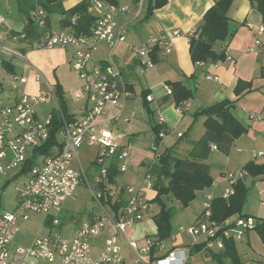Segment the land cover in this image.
<instances>
[{
	"label": "built area",
	"instance_id": "built-area-1",
	"mask_svg": "<svg viewBox=\"0 0 264 264\" xmlns=\"http://www.w3.org/2000/svg\"><path fill=\"white\" fill-rule=\"evenodd\" d=\"M122 1H96L97 9L103 14L96 18L89 34H77L74 30L46 32L35 46L38 51L75 47L73 68L83 81L82 88L75 96L77 100H85L86 107L81 115L67 118L61 111L57 88L41 73H35V80L44 82L53 93L57 103L55 112L60 114L62 120L58 133L60 145L55 147L52 155L41 152L50 138L52 114L49 120L44 121L36 110L37 105L45 103L48 96L40 89L38 93L32 94L21 92L20 87L27 85L28 79L19 74L13 76L12 84L19 85L12 87V96H4L0 88V264H126L120 239L125 238L127 232L142 222L149 213L151 203L147 194L154 190V183L150 174L140 187L128 186L122 189L107 183L108 160L116 159L121 162L120 171L125 173L128 171L127 162L132 159V151L123 148L113 133L98 130V118L106 113L107 107L122 106L131 96L118 65L113 60L115 50L127 41V26L117 22L119 15L129 12V7L122 4ZM42 15L40 12L39 16ZM71 23L74 26L76 18ZM0 24H4L3 17H0ZM38 25L45 27V22L39 21ZM179 35L180 32L174 30L160 37H151L141 45H131L129 48L138 59L142 72L155 66L151 55L156 49L164 54L172 53L173 40ZM25 38L23 34L14 37V40ZM102 43L108 47V60L96 63L94 54ZM263 47L264 25L257 29L255 46L249 48L248 53L256 54ZM12 55L28 64L23 54L13 52ZM214 80L218 81L217 78ZM165 90L168 96H173L170 87L166 86ZM146 99L147 102L154 100L151 96ZM189 108L190 101L176 105L180 114H184ZM252 118L264 121V116L252 115ZM164 122L163 116L159 115L158 126L162 127ZM163 137L161 132V141ZM85 142L99 148L95 163L100 168V176L95 180V188L81 166L79 170L73 168ZM213 149H217L215 145ZM152 150L158 159L159 146H153ZM261 155L263 154L255 157ZM21 176L25 178L18 190L16 206L12 211L5 210L1 204L5 188ZM247 176L248 173L243 169L232 173L228 178L231 188L223 198L228 200L234 193V185ZM83 184L88 186L101 216L84 223L70 240H64L59 234L50 232L29 247H12L13 240L20 231L19 224L29 221L33 215H46V224L50 230L59 229V216L64 205ZM213 200L212 196H207L203 204V215L197 223L179 229L180 233L194 238L195 244L204 245L208 253L222 252L225 241H240L257 227V220L253 217L238 218L235 221L229 219L222 224L213 221ZM105 232L109 237L100 256L95 257L90 239ZM175 239V236L171 238ZM127 243L135 254L133 264H190L189 255L185 251L173 248L166 252L164 242L158 239L148 238L144 247L129 240Z\"/></svg>",
	"mask_w": 264,
	"mask_h": 264
},
{
	"label": "crops",
	"instance_id": "crops-1",
	"mask_svg": "<svg viewBox=\"0 0 264 264\" xmlns=\"http://www.w3.org/2000/svg\"><path fill=\"white\" fill-rule=\"evenodd\" d=\"M96 1L98 0H57L55 3L48 4L47 0H0V17L4 18V24H0V63L2 64L4 55L13 56V52L22 54V52L26 53L28 50L35 49L37 42L40 41L41 37L46 32L58 33L61 31L70 32L74 30L72 27H64L63 21L70 18V15L66 14V12L83 3L88 4L90 7L89 12L95 18H98L103 12L97 9L95 5ZM216 1L217 0H167V3L159 8H151L150 0L122 1V4L129 7V12L119 15L117 22L119 24H125L128 32L126 43L121 44L116 49L119 53L124 55L128 53L133 54L129 48L131 45H141L147 42L151 37H160L174 30H178L180 35L173 40L174 49L172 53L164 54L159 51L157 57H155L156 59L151 55V59L155 62V66L144 73L141 85L137 86L131 81H125L124 75L122 71H120L124 82L131 92V96L122 106L109 105L107 107L106 113L98 118V130H105L113 133L117 137L118 143L123 148L132 151V159L127 162L128 171L125 173L120 171L122 163L118 162L116 159H111L106 162L107 168L110 169L113 164H116L119 171V175L115 178V182H111L108 177L107 183L109 186L122 189L128 186L140 187L143 185L144 181L146 182L148 174L152 176V181L154 183L155 176L152 175L151 171L158 164L159 159L156 158V154L152 150L153 146H159L158 153L160 156L167 153L174 155L172 150L174 149L173 146L178 144L180 140H190V143H188L192 148L196 141L201 142L206 133L204 122L207 116L204 114V111L224 101L235 102V106L232 108L231 113L246 129V133L241 136L240 140L238 139L234 142L229 154H224L219 149H213L214 144L206 145L205 143H201L200 148L195 149L197 156L190 160L203 164L198 158L200 156L199 154L202 152V154L206 153L205 148H207L210 152L225 157H230L232 151L237 149V153L240 154L239 158L241 159L245 158V155L242 154L251 153L254 160L249 159L250 162H264V121L254 120L252 118V115L264 116V47L258 49L256 54L248 53V49L255 46L257 29L264 24L262 15L253 7L251 0H234L230 8L228 15L232 27L237 29L236 34L229 42L219 43L216 46L218 52L226 51V60L216 64H194L191 59V34L199 27L204 15ZM46 4L48 9L45 7ZM40 12L43 13L42 16H39ZM39 21L45 22V27H42L45 30L43 35H40L36 39L25 38L14 40V37H19L15 36L16 33H21L28 22H33V24L37 26ZM55 24L58 25L57 29L53 27ZM70 48L72 47L64 49L57 48L55 50L70 53ZM74 52L73 50L70 61L73 60ZM97 57H100L97 63L108 60V47L104 43H102L95 52L94 59ZM137 65L138 61L130 66ZM15 75H18V73ZM10 76L13 78L14 75L10 74ZM208 77L212 79H208ZM215 78H217L218 81L214 80ZM240 81L251 83L252 88L237 95L236 89ZM175 82H182L188 89L194 92L193 99L188 100L190 101V108L184 114H180L177 111L173 96H168L165 90L166 86L171 88L170 84ZM58 85L60 84L58 83ZM0 88L4 96H12V92L7 93V91H5L2 82H0ZM21 88L20 91L22 92ZM140 96L143 98L142 105L139 100H133L135 97ZM145 96L153 97V102H147ZM80 101L84 102L85 100ZM128 101H130L131 104H127ZM85 107L86 101L84 107L81 108L78 113L72 114V116L81 115ZM159 115H162L165 119L162 127L158 126L157 123ZM127 120H129V122H126ZM155 122L157 124L154 126ZM147 124L148 126L150 125L152 130H154L155 127L161 128L159 134L161 132L164 134L162 141L159 138V134L155 141L147 139L148 137L145 131ZM179 135L182 136L179 137ZM171 138L174 140L173 143H170L171 141L169 142ZM241 139L247 140L243 141V147H236L238 141H242ZM249 140H251V144H249ZM256 145H260V153H263V155L255 157L258 155L255 151L256 149H253ZM91 146L96 147V159L99 151L98 146L85 142L80 150L79 159L73 163V168L79 170L81 166L84 169L80 157L83 149L85 147L90 148ZM95 159L91 165V169H84L88 179H91V182H89L94 188L96 187L95 180L100 176V168L96 165ZM245 162L236 165L234 170L240 168L242 170V168L245 167ZM94 166L97 167L98 170L95 171ZM208 166L210 167V174L214 179V184L210 189L197 192V194H203L202 202L199 204V210L189 215L190 226L197 223L202 217L204 212L203 204L207 196L210 195L213 199L222 198L224 196V193L220 192L221 183L217 182L218 180L215 181L212 168L210 165ZM249 180L252 181V186L259 182L260 195L264 194V177L256 179L250 176L248 178L246 177L245 183L248 188L250 184ZM211 189L213 190L211 191ZM150 194L153 196L149 198ZM156 196L157 191L153 190L148 192L147 199L150 202L154 200ZM72 199L73 198L66 202L62 213ZM193 203H191L189 207H191ZM151 205L152 204H150V211L144 220L138 223L133 229L129 230L125 238L120 239L122 256L126 264H133L136 259L127 240L137 242L139 247L140 244H144L141 246L144 247L148 238L158 239V230L154 221V216L156 214L152 212ZM242 213L245 216L255 219H264V204L261 206L255 205L252 206V208H248L247 205L246 210L243 208ZM94 217H96V215H91L84 223L93 220ZM230 219L235 221L238 219V216H234ZM70 220L73 224H79V222L75 220L74 214L71 215ZM45 225H47L46 220ZM61 226L62 224L60 227ZM253 232L257 231H251L244 237H248L249 241L254 244L253 250L256 253V259L259 260L256 263L264 264V243L259 234L253 235ZM102 234L103 241L100 238L96 239L101 241L99 247L93 246L90 242L95 257L100 256L105 247V242L109 237L107 232ZM171 238L170 236L163 241L166 252L173 248H178L189 255L190 264H219L217 260L213 258V254L206 251L205 247L198 249L197 246L201 244H195L194 238L187 234L180 233L178 230V233L175 234L176 239L171 240ZM243 239L240 241H243ZM169 241L171 242L170 247L167 243ZM219 253L221 252H217V254ZM224 264L232 263L227 260Z\"/></svg>",
	"mask_w": 264,
	"mask_h": 264
},
{
	"label": "trees",
	"instance_id": "trees-1",
	"mask_svg": "<svg viewBox=\"0 0 264 264\" xmlns=\"http://www.w3.org/2000/svg\"><path fill=\"white\" fill-rule=\"evenodd\" d=\"M57 0H47L48 4L55 3ZM106 3H115L114 0H102ZM151 8H159L167 3V0H150ZM234 0H217L216 3L206 12L199 27L190 37V55L194 64L199 63H219L227 58L226 51L218 52L216 46L219 43L229 42L236 34L237 29L232 27L229 18V11ZM253 7L262 15L264 24V0H251ZM47 8V4L45 5ZM89 5L83 3L78 7L66 12L70 18L63 21L64 27H73L77 34H89L90 29L96 18L89 12ZM48 9V8H47ZM76 18V23L72 26L71 19ZM45 33L44 28L36 26L33 22H28L21 33L28 39H36ZM158 49L152 54L154 59L158 55ZM3 68L11 75L17 74L16 68L6 59L2 60ZM173 90V101L175 105L193 99L194 92L188 89L182 82L170 84ZM251 83L240 81L236 89V94L240 95L245 90H250ZM57 93L61 101L63 89L57 84ZM146 97V96H145ZM235 102L224 101L210 107L204 111L207 116L204 126L206 133L200 144H214L224 154H229L234 142L246 133V129L237 121L231 113ZM61 111L67 118L72 115L67 114L66 107L61 101ZM62 126L60 114L54 112L52 114V126L50 138L48 142L41 148V152L52 155L55 147L59 146L58 133ZM158 135L161 131L160 127L154 128ZM158 164L152 169L151 173L155 176L154 190L157 196L154 199L160 206V211L154 216L157 226V237L160 241H164L171 236L172 227L171 219L173 217V208L169 207L164 197H172L180 202L184 207H188L195 199L199 191L210 189L214 184V179L210 174L208 165L191 161L189 159L176 158L171 153L163 154L159 158ZM243 170L253 179L264 177V162L258 163L252 161L248 163ZM119 175L116 164L109 169L108 177L111 182H115V178ZM234 193L225 200L223 197L215 198L212 202V220L218 224L224 223L226 220L234 216L238 218L249 217L243 215L242 211L246 202L249 188L245 180L239 181L233 187ZM256 231L264 243V219H256ZM235 240L225 241V249L217 254H213V258L219 264H224L229 260L232 264L239 263V256ZM204 245L197 246L201 249ZM217 254V255H216Z\"/></svg>",
	"mask_w": 264,
	"mask_h": 264
},
{
	"label": "rangeland",
	"instance_id": "rangeland-1",
	"mask_svg": "<svg viewBox=\"0 0 264 264\" xmlns=\"http://www.w3.org/2000/svg\"><path fill=\"white\" fill-rule=\"evenodd\" d=\"M54 28H58V25H53ZM75 51V48H70L69 52L65 51H38L36 49L28 50V52H22V54L27 57L28 64H24L18 57L11 55H4V59L10 62L17 70L19 75H24L28 79V84L21 86L22 92L27 93H38L39 89L43 91V94L48 96L47 101L45 103L39 104L36 107L38 116L46 121L50 119L51 114H53L57 109V103L54 98L52 92L48 90L44 82H37L35 80V73H41L45 79L52 85L57 88V84L59 83L61 88L63 89V95L61 96V101L66 107L67 114L72 115L74 113H78L81 108L84 107L85 101L77 100L75 94L78 92L82 86L83 81L81 80L79 73L75 71L73 68V60H71V54ZM75 53V52H74ZM113 60L118 65L120 71H122L124 75L125 81H131L135 85L139 86L143 82L144 73L142 72V67L139 62L138 65L135 66V69L132 71L128 70V66L133 65L134 62L138 61L134 54L128 53L124 55L119 53L118 50L114 52ZM100 57L94 59V62L97 63ZM4 66L0 63V82L3 83L5 91L10 93L12 91V87L19 84H12L13 78L7 71L3 68ZM139 100L141 105L143 104V98L135 97L133 100ZM127 104H131L128 101ZM123 119V118H122ZM148 121V119H147ZM157 123H154V126ZM147 139L150 141H155L157 138V134L154 130L151 129L150 125L145 129ZM241 138V137H240ZM239 138V140H240ZM238 140V139H237ZM238 141L236 147H243L242 143L244 140ZM171 141V142H170ZM173 139H169L170 143H173ZM192 141V140H191ZM190 140L185 139L178 141V144L173 146V153L176 158L180 159H191L197 156L196 150L200 148V142L196 141L191 148ZM249 144H251V140H249ZM206 149L205 154H199V161L203 162V164L210 165L212 168L213 176L215 181L220 182V192L226 193L227 190H230L231 185L228 182L229 176L233 172H237L240 169L234 170L236 165L242 164L245 161L244 166L250 163V160H254V157L251 153H245L244 159L239 158L240 154L237 153V149H234L231 153L230 157H225L222 155H218L217 153H212L210 150ZM257 154L260 153V145H256L253 148ZM95 151L96 147L91 146L90 148L85 147L82 151L81 155V163L84 169L92 168L91 165L95 159ZM250 159V160H249ZM95 167V166H94ZM95 171L98 170L97 167L94 168ZM243 169V168H242ZM226 173V174H225ZM227 177V179H226ZM25 176H21L12 181L5 188V192L1 197V204L5 210L12 211L14 210L17 203V194L18 190L21 189V184ZM91 182V179H89ZM249 184L248 196L246 197V202L244 204V210H246V206L248 208H252V206H261L264 204V194L260 195L259 192V182L252 186V181ZM145 183V181H144ZM143 183V184H144ZM264 186V185H263ZM18 187V188H17ZM213 189H211L212 191ZM153 194V193H152ZM150 194L149 198L153 195ZM202 193H198L196 199L192 202L191 207H184L180 202L176 201L172 197L167 198L164 197L165 203L173 208V217L171 219V227L172 233L171 237H174L175 234L178 233V230L182 227L188 228L190 227V216L191 213L197 212L199 210V204L202 202ZM204 202V201H203ZM151 210L153 213L157 214L160 211V206L154 202V200L150 201ZM74 214L75 220L79 222V224L71 223L70 217ZM101 211L98 209L92 194L86 184L81 185V187L76 191L72 200L69 201L67 206L64 209V212L60 214L59 218L62 226L59 229L50 230L47 225H45L46 215H33L29 222H22L19 224L20 231L16 234L12 247L20 246V247H29L33 242L37 239L48 236L50 232L55 234H59L62 239L70 240L75 236V233L81 228L83 223L87 221L91 215L101 216ZM256 235L257 232H253V235ZM174 235V236H173ZM181 235V234H178ZM103 234L100 237L90 239V242L93 246H100L101 241L96 240L102 238ZM170 247V241L167 242ZM260 243V241H259ZM144 244H140V247ZM239 263L238 264H258L259 261L256 259V253L253 250L254 244L249 241L248 237H244L243 241L236 242Z\"/></svg>",
	"mask_w": 264,
	"mask_h": 264
},
{
	"label": "water",
	"instance_id": "water-1",
	"mask_svg": "<svg viewBox=\"0 0 264 264\" xmlns=\"http://www.w3.org/2000/svg\"><path fill=\"white\" fill-rule=\"evenodd\" d=\"M134 69H135V66H129V68H128L129 71H132Z\"/></svg>",
	"mask_w": 264,
	"mask_h": 264
}]
</instances>
